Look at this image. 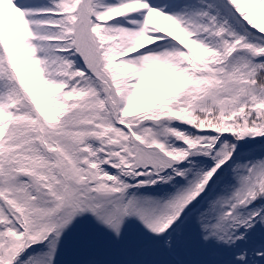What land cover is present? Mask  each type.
<instances>
[{
	"label": "snow or ice",
	"instance_id": "6c2138e0",
	"mask_svg": "<svg viewBox=\"0 0 264 264\" xmlns=\"http://www.w3.org/2000/svg\"><path fill=\"white\" fill-rule=\"evenodd\" d=\"M258 9L0 0V264H264Z\"/></svg>",
	"mask_w": 264,
	"mask_h": 264
},
{
	"label": "rangeland",
	"instance_id": "374dc122",
	"mask_svg": "<svg viewBox=\"0 0 264 264\" xmlns=\"http://www.w3.org/2000/svg\"><path fill=\"white\" fill-rule=\"evenodd\" d=\"M260 11L261 10L258 9L257 12L254 13L253 15L256 16L257 22L264 24V17L260 15ZM154 21L157 24L164 26L166 28H172L170 22L164 20L161 17H154ZM177 35H179V33H177ZM158 92H159V86L156 81L153 80L146 81L142 85L141 92L137 98V102L140 104H147L150 100L154 99L157 96Z\"/></svg>",
	"mask_w": 264,
	"mask_h": 264
},
{
	"label": "bare ground",
	"instance_id": "6f19581e",
	"mask_svg": "<svg viewBox=\"0 0 264 264\" xmlns=\"http://www.w3.org/2000/svg\"><path fill=\"white\" fill-rule=\"evenodd\" d=\"M262 21V20H261Z\"/></svg>",
	"mask_w": 264,
	"mask_h": 264
}]
</instances>
